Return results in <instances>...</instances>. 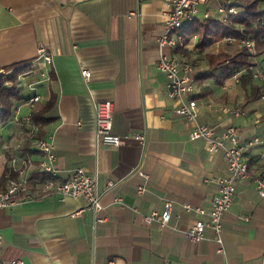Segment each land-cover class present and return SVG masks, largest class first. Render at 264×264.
Listing matches in <instances>:
<instances>
[{"label": "crops", "instance_id": "obj_1", "mask_svg": "<svg viewBox=\"0 0 264 264\" xmlns=\"http://www.w3.org/2000/svg\"><path fill=\"white\" fill-rule=\"evenodd\" d=\"M232 1L211 0L197 17H225L219 9ZM167 20L165 0H0V80L15 67H31L18 82L22 99L15 101L13 117L0 124V181L8 170L0 191L20 177L24 159H33L27 175L38 180L41 154L34 146L26 149L21 119L54 97L56 121L46 138L57 155L56 179H69L80 167L97 172L102 203L94 211L83 197L63 200L39 192L2 209L0 264L18 259L23 264H109L111 259L115 264H261L264 197L254 177L262 146L249 150L250 177L237 182L225 214L223 253L211 228L199 243L188 239L185 230L199 216L184 205L209 208L227 172L223 151L210 153L203 138H190L192 130L205 124L222 133L234 125L243 141L264 137V103L242 105L245 94L233 78L221 85L205 79L197 81V118L176 113L178 103L168 95L167 77L158 67ZM185 39L193 45L192 38ZM42 43L53 56L50 65L38 58ZM198 44L199 38L176 52L193 61L196 76L207 69V51L231 43ZM258 66L264 68L260 60ZM83 67L92 72L89 80ZM45 72L50 79L42 78ZM35 94L41 100L31 106L27 100ZM106 100L113 102V131L122 138L117 147L103 144L95 133V105ZM223 106L241 108L245 115L224 113ZM138 133L146 135L145 144L135 138ZM168 200L170 224L145 221L153 212L161 214Z\"/></svg>", "mask_w": 264, "mask_h": 264}, {"label": "built area", "instance_id": "obj_2", "mask_svg": "<svg viewBox=\"0 0 264 264\" xmlns=\"http://www.w3.org/2000/svg\"><path fill=\"white\" fill-rule=\"evenodd\" d=\"M211 0H165L167 29L159 37V47L161 56L158 61L159 70L167 77L168 95L175 99L178 103L176 113L185 116L188 119L194 120L198 116V104L194 96L197 94L196 69L193 61L184 57L176 56V52L191 46L192 42L187 44L185 39L184 27L193 22L199 15L201 5L207 4ZM231 4V2H229ZM219 12L222 15L227 14L226 7H221ZM229 12L236 13L237 8H230ZM198 36L192 37L193 45L196 44ZM224 41L233 43L239 40L232 36H226ZM239 43L246 46L248 51L256 54V48L251 39H242ZM192 45V46H193ZM164 48H170L171 54L163 52ZM38 58L50 65L53 62V56L48 47L42 43L39 46ZM4 73V70H0ZM82 76L89 80L92 72L88 68H82ZM233 79L239 82V75L242 71L234 70ZM254 79L264 84V70L257 66L254 70ZM44 80L50 79L48 73H42ZM41 100L39 94L30 97L27 102L34 106ZM264 100V94L261 97ZM1 107V105H0ZM221 111L229 113L234 117L245 115V111L241 108H230L223 106ZM113 102L106 100L96 103L95 105V133L97 138L105 145L120 146L122 138L113 131ZM23 130L27 132V138L35 141V148L41 154L39 168L42 172L50 174L54 179L48 182L41 183L29 178L27 172L30 165L33 164V159L28 158L22 161V166L19 167L20 177L17 180H12L8 186L0 191V211L6 207L12 206L20 201L34 199L39 195L54 196L59 199L79 198L83 197L87 201V208L99 211L102 209L101 193L99 191V175L97 172L90 173L85 168H76L69 179L60 181L57 180L58 170L56 167L57 155L51 137L38 139L36 134L38 126L33 120V115L28 114L21 119ZM140 143H146V135L143 133L135 134ZM190 138L196 140L203 138L207 144V149L210 153L223 151L226 162L227 172L218 180V192L213 197L211 206L204 208L201 206H193L185 204L184 208L187 211H194L199 218L185 230V235L193 243H199L205 239L207 228L214 230L216 241L219 244V252L223 253V238L222 231L224 226L225 214L230 210L236 193V184L238 181L250 177V162L252 159L249 153L250 149L255 146H262L263 151L260 154L261 167L255 175L254 180L260 196L264 197V137L253 136L249 140L243 141L240 137L239 129L232 125L222 133H217L216 130L205 124L197 125L190 133ZM139 174H146L139 171ZM40 186V187H39ZM38 187L41 189L39 190ZM140 192L144 191L141 187ZM173 218V202L168 200L165 202L164 209L161 214L153 212L145 217L146 222L154 220L159 221L162 226L170 224ZM3 235L0 230V244ZM12 264H23V261L14 260ZM109 264H115V260L111 259ZM165 264H169L166 262ZM261 264H264V256L261 259Z\"/></svg>", "mask_w": 264, "mask_h": 264}, {"label": "trees", "instance_id": "obj_3", "mask_svg": "<svg viewBox=\"0 0 264 264\" xmlns=\"http://www.w3.org/2000/svg\"><path fill=\"white\" fill-rule=\"evenodd\" d=\"M237 8L236 13L229 12L230 8ZM225 17H208L206 19L196 18L185 26V37L187 41L194 35H198L200 48H209L222 41L226 36H232L236 40L251 39L257 53L254 55L248 51L246 46L240 47L232 52L221 50L219 52L207 51L205 61L207 69L196 76V81L213 79L217 84H224L234 77V70L242 71L239 75V85L244 91V102L247 106L252 102L261 100L264 94V84L254 79V70L258 66V58L264 56V0H233L226 5ZM31 70L30 66H19L11 70L0 80V124H5L14 115V103L22 99L21 88L18 82L21 75ZM264 70V68H263ZM198 97V95L194 96ZM56 99L52 97L49 101L38 104L33 116L34 122L39 129L36 138H46L49 134L48 127L56 121L53 115L56 109ZM35 148V141L27 138L26 149L31 152ZM36 150V148H35ZM37 151V150H36ZM38 152V151H37ZM39 165V164H38ZM38 169H40L38 167ZM8 170H6V173ZM0 182L4 183L6 174ZM35 178L40 182H48L54 178L41 170H36Z\"/></svg>", "mask_w": 264, "mask_h": 264}, {"label": "rangeland", "instance_id": "obj_4", "mask_svg": "<svg viewBox=\"0 0 264 264\" xmlns=\"http://www.w3.org/2000/svg\"><path fill=\"white\" fill-rule=\"evenodd\" d=\"M215 1V0H214ZM240 44L239 43H231V44H223L222 45V50H227L229 52L234 51L235 49L239 48ZM203 60V59H202ZM260 64L263 65L264 64V56L260 57ZM258 60V61H259ZM261 67V66H260ZM263 69V68H262ZM260 104L264 103V100L259 101ZM263 102V103H262ZM15 128V125H12V129Z\"/></svg>", "mask_w": 264, "mask_h": 264}]
</instances>
